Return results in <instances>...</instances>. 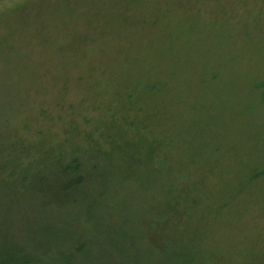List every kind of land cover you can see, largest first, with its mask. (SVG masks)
<instances>
[{
    "label": "rangeland",
    "instance_id": "1",
    "mask_svg": "<svg viewBox=\"0 0 264 264\" xmlns=\"http://www.w3.org/2000/svg\"><path fill=\"white\" fill-rule=\"evenodd\" d=\"M48 227L80 264H264V0H0V257Z\"/></svg>",
    "mask_w": 264,
    "mask_h": 264
},
{
    "label": "trees",
    "instance_id": "2",
    "mask_svg": "<svg viewBox=\"0 0 264 264\" xmlns=\"http://www.w3.org/2000/svg\"><path fill=\"white\" fill-rule=\"evenodd\" d=\"M191 23V16L189 17ZM215 21H212L207 26H212ZM63 174L65 178L62 180L59 186L52 187L45 179L41 176L38 178H32L31 180V191L34 195H38L39 191L47 195V200L43 205L45 207L54 205L55 207L62 208V206L75 204L79 202L80 198L84 194H87L82 188L85 181H89L90 174L86 171L85 166L81 164L76 158L68 162L63 168ZM43 185V189L42 186ZM75 206V205H73ZM90 209L98 211V209L90 206L86 209L90 212ZM68 216V215H67ZM96 218V217H94ZM46 241L45 245H38V239H17L16 245L5 248L4 258L0 257V264H80L81 260L90 255V247L85 242L75 243L74 241L78 238L77 235L69 237V233L64 235L62 238H55V231L47 228L46 235H43ZM43 238V239H44ZM54 245L59 247V255L50 256V248ZM46 257L43 259V256ZM80 257H84L81 258Z\"/></svg>",
    "mask_w": 264,
    "mask_h": 264
}]
</instances>
